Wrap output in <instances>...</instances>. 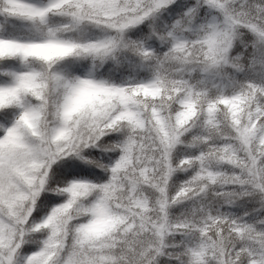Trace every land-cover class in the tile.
<instances>
[{"label":"snow or ice","instance_id":"1","mask_svg":"<svg viewBox=\"0 0 264 264\" xmlns=\"http://www.w3.org/2000/svg\"><path fill=\"white\" fill-rule=\"evenodd\" d=\"M0 264H264V0H0Z\"/></svg>","mask_w":264,"mask_h":264}]
</instances>
